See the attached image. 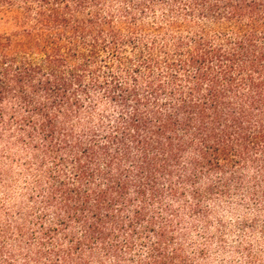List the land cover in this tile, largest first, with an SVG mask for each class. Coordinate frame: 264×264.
Returning a JSON list of instances; mask_svg holds the SVG:
<instances>
[{
  "label": "trees",
  "instance_id": "16d2710c",
  "mask_svg": "<svg viewBox=\"0 0 264 264\" xmlns=\"http://www.w3.org/2000/svg\"><path fill=\"white\" fill-rule=\"evenodd\" d=\"M0 188V264H192L264 196V0H0Z\"/></svg>",
  "mask_w": 264,
  "mask_h": 264
},
{
  "label": "rangeland",
  "instance_id": "374dc122",
  "mask_svg": "<svg viewBox=\"0 0 264 264\" xmlns=\"http://www.w3.org/2000/svg\"><path fill=\"white\" fill-rule=\"evenodd\" d=\"M252 202L234 196L214 209L207 231L188 227L184 245L192 264H264V196Z\"/></svg>",
  "mask_w": 264,
  "mask_h": 264
}]
</instances>
